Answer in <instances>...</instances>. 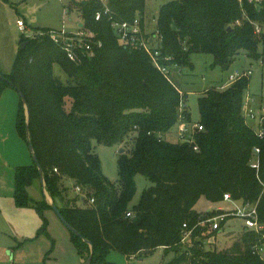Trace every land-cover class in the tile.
Instances as JSON below:
<instances>
[{
    "label": "trees",
    "instance_id": "16d2710c",
    "mask_svg": "<svg viewBox=\"0 0 264 264\" xmlns=\"http://www.w3.org/2000/svg\"><path fill=\"white\" fill-rule=\"evenodd\" d=\"M109 3L129 21L143 18L146 9V0ZM73 4L84 26L102 40V47L94 56L73 62L47 35L22 37L26 45L19 49L12 71L2 74L0 89L23 92L29 118L21 99L17 131L26 141L31 138L52 201L93 244L91 264H111L108 256L113 251L143 258L158 248L174 253L161 264H264L257 251L264 247V122L263 135H259L243 115L250 77L204 91L198 98V123L204 130L195 133L194 144L170 141L167 136L181 114L192 122L186 106L181 112L184 95L148 53L122 43L105 16L96 18L100 3ZM257 25L264 29V0L168 2L160 7L156 27L163 39L161 56L169 57L160 62L193 68L194 53H210L213 66L228 70L241 52L260 57L264 33H256ZM56 65L65 73L66 82L55 74ZM131 134H136L132 148L119 154V178L110 180L103 173L94 142L122 145ZM256 147L260 149L257 154ZM255 161L258 169L251 166ZM139 174L151 184L133 204ZM65 180L80 186L85 197L70 196L72 186L65 185ZM14 181V204L34 207L43 220L39 234H49L45 210L52 207L45 196L34 201L28 191L40 181L35 162L17 166ZM225 193L236 201L257 203L262 228L243 230L230 249L218 252L205 246L197 227L194 245L185 248L183 224L194 227L216 212H198L199 200L220 203ZM70 239L84 264L90 245L72 231Z\"/></svg>",
    "mask_w": 264,
    "mask_h": 264
},
{
    "label": "rangeland",
    "instance_id": "374dc122",
    "mask_svg": "<svg viewBox=\"0 0 264 264\" xmlns=\"http://www.w3.org/2000/svg\"><path fill=\"white\" fill-rule=\"evenodd\" d=\"M74 1L77 0H0V73L7 75L12 71L21 48L22 37L28 39L40 31L61 28L64 24L68 30L74 31L76 29L74 26L64 22L67 20L71 23L69 16H64V5L68 3L69 6L71 4L73 6ZM171 1L174 0H146L143 18L147 33L156 31L160 7ZM75 12L70 16L72 20L80 16V11ZM20 20L25 23L24 28L19 26ZM263 33L264 29L259 35L262 36ZM260 53V57L255 58L241 52L228 70L213 66L214 56L210 53H194L191 56L193 68H173L171 79L185 96L181 110L186 106L192 122H198L200 119L198 98L212 86L220 88L230 86L233 81L230 82L229 77L235 70L252 72L247 93L253 98L251 102L253 106L264 107V40L260 46ZM54 72L66 82L67 77L58 65L54 67ZM20 100V94L14 88L8 87L6 92L5 89H0V264H80L76 248L68 236L63 237L60 229H52L48 225L49 234H39L43 220L37 210L34 207L16 209L11 204L16 167L33 163L28 142L20 136L16 127ZM256 123L249 122V125L255 128L258 127ZM176 134L177 125L167 139L178 142ZM135 135L131 134L122 145L107 146L94 142L95 151L102 162L103 173L110 180H118L120 150L125 149L128 152L133 146ZM135 181L137 190L133 204L139 201L142 191L151 184L140 174L136 176ZM69 183L70 181L65 180V185ZM69 185L76 194L74 186L71 183ZM28 191L33 200H41L43 197L40 185H33ZM73 192H70V196L74 195ZM48 200L51 201L49 194ZM206 203L208 202L205 199H200L196 205L197 211L204 213L208 206ZM79 205L82 206V203ZM212 210L216 211L213 216L220 213L217 208ZM45 217L47 218L46 214ZM57 221L64 231L70 234L62 221L60 219ZM233 222L235 230L229 234L228 230L232 228L226 226V231L222 234H212L214 244H208V248L216 249L218 252L225 251L239 240L244 230V222L239 218ZM11 252L13 254L10 255ZM261 256L264 258V247ZM173 257L172 251L167 253L164 248H158L144 256L142 260H140L142 257L127 258L120 252L113 251L109 254L108 261L111 264H161Z\"/></svg>",
    "mask_w": 264,
    "mask_h": 264
},
{
    "label": "built area",
    "instance_id": "2783aa9c",
    "mask_svg": "<svg viewBox=\"0 0 264 264\" xmlns=\"http://www.w3.org/2000/svg\"><path fill=\"white\" fill-rule=\"evenodd\" d=\"M63 1V0H61ZM77 1H96L101 4V10L97 12L96 18L101 19L103 16L107 18L113 28L116 36L119 40L129 46L144 50L150 55L153 63L158 68V70L164 74L169 79L171 78V72L173 68H178L176 65L168 66L162 64L160 61L168 60L169 57H162L160 46L162 43V36L159 35L158 30L153 33H147L143 26V18L141 16H136L133 21L123 19L116 11H114L109 3V0H77ZM254 1V0H249ZM75 11H80L77 7L71 8V6L66 3L64 5V16L71 20H65L64 22L74 26L76 29L70 31L66 28L64 24L61 28H52L47 31H40L39 35H47L58 47H60L66 54L70 61L77 62L82 56L92 57L98 49L103 45L101 39H99L95 32L87 29L83 24V19L81 13L74 20L70 17ZM19 26L24 28L25 23L19 21ZM256 33H261L262 27L256 26ZM252 72L249 71H239L235 70L229 77V81H237L242 77H250ZM252 96L247 93L243 102L242 111L244 118L247 123L257 122L258 127H253L254 130L259 135H263V122H264V107L260 105L258 107L253 106ZM182 112V110H181ZM179 123L177 124V134L178 142L194 144V136L196 132L204 130L203 126L198 122H186L184 116L181 114L179 116ZM194 149H198L197 146ZM255 153H259L260 149L256 147L254 149ZM251 166L255 169L259 168L258 161L253 162ZM74 191L76 195L85 197L80 186H74ZM94 199H89V203L94 204ZM223 202H229L232 204L230 208H218L220 213L211 216L207 219L200 220L194 227H189L188 223L183 224L181 243L185 248L190 249L194 245V230L198 227L201 230V235L204 239V244L208 248V244H214L212 238L219 232H222L224 225L234 218H239L243 220L244 230H254L258 231L262 228L258 219L257 203L250 202H240L232 198L230 193H225L223 197ZM130 215V214H128ZM213 234V235H212ZM199 238V237H197ZM263 247L257 248V251L261 253Z\"/></svg>",
    "mask_w": 264,
    "mask_h": 264
},
{
    "label": "water",
    "instance_id": "95a60500",
    "mask_svg": "<svg viewBox=\"0 0 264 264\" xmlns=\"http://www.w3.org/2000/svg\"><path fill=\"white\" fill-rule=\"evenodd\" d=\"M231 29V28H229ZM26 43H22L21 44V49H23L25 47ZM0 78L1 79H5V77L0 74ZM19 94H20V97L25 105V108H26V114H27V118H29V107H28V104H27V101L25 99V96L23 94L22 91H18ZM27 130H29V123L27 121ZM27 141H28V145H29V149L31 151V155H32V158H33V161L35 162V164L37 165L39 171H40V181H41V185L43 187V191H44V196H45V199L46 201L51 205L52 209L54 210V212L56 213V215L58 216V218L62 221V223L72 232H74L75 234L79 235L84 241H86L89 245H90V248H91V253L88 257V259L84 262V264H91L92 263V260H93V254H94V247H93V244L91 242H89L79 231H77L72 225H70L66 219L64 218L63 214L61 213L60 209L58 208V206L54 203V201H49L48 200V194L46 192V189H45V182H44V176H43V171H42V168L39 164V161L37 159V156H36V153H35V150H34V146H33V143L31 142V138L28 137L27 138ZM124 152V149H121L120 150V153Z\"/></svg>",
    "mask_w": 264,
    "mask_h": 264
},
{
    "label": "crops",
    "instance_id": "0c3cea01",
    "mask_svg": "<svg viewBox=\"0 0 264 264\" xmlns=\"http://www.w3.org/2000/svg\"><path fill=\"white\" fill-rule=\"evenodd\" d=\"M143 26H144V28H145V30H146V22H145V20H144V18H143ZM7 88L8 87H6L5 88V92H6V90H7ZM12 88V87H11ZM18 109H19V106H18ZM171 134V132L168 134V135H170ZM31 165V164H30ZM21 166H28V165H21ZM14 176H15V174H14ZM15 182V181H14ZM38 183V184H37ZM70 183L72 184V182L70 181ZM33 185H40L41 186V189H42V199L41 200H43L44 199V191H43V187H42V185H41V181H35L34 183H33ZM32 185V186H33ZM31 186V187H32ZM30 188V187H29ZM74 193V192H73ZM13 196H12V201H11V204H13L12 206H14L16 209H18V207H16L15 206V204H14V185H13V194H12ZM41 200H34V201H41ZM78 204H81V202L79 201L78 202ZM206 205H208L207 206V208L205 209V211H212V209H215V208H223V209H226V208H230L231 206H232V204L231 203H229V202H220V203H206ZM215 205H218V206H215ZM26 208H33V207H26ZM22 209V208H21ZM195 209H196V207H195ZM23 210V209H22ZM197 210V209H196ZM45 214H46V216H47V218H48V221H49V227L51 226V228L53 229V228H57V229H60V231H61V233L63 234V237H65V236H68V238H70V234H67L66 233V231H64V229H63V227H61V225H60V223L57 221V220H59V218L57 217V215L55 214V212H54V210L53 209H47V210H45ZM58 218V219H57ZM234 219H236V218H234ZM234 219H230L225 225H224V227H223V229H222V232H219L218 233V235L219 234H222L224 231H226L225 229H226V226H229V227H231L232 228V230H228V232H229V234L231 233V232H233L234 230H235V226H234V223L235 222H233V220ZM233 222V223H232ZM228 232H225V233H228ZM70 242H71V239H70ZM73 244V243H72ZM75 247V246H74ZM78 253V252H77ZM10 255L11 254H13V252H11V253H9ZM79 255V254H78ZM13 256V255H12ZM14 258V257H13ZM143 258H141L140 260H142ZM80 264H83V259H81V257H80Z\"/></svg>",
    "mask_w": 264,
    "mask_h": 264
}]
</instances>
